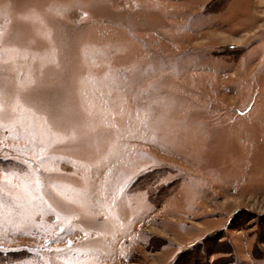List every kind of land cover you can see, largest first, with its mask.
I'll return each mask as SVG.
<instances>
[{"label": "rangeland", "instance_id": "obj_1", "mask_svg": "<svg viewBox=\"0 0 264 264\" xmlns=\"http://www.w3.org/2000/svg\"><path fill=\"white\" fill-rule=\"evenodd\" d=\"M0 264H264V0H0Z\"/></svg>", "mask_w": 264, "mask_h": 264}, {"label": "crops", "instance_id": "obj_2", "mask_svg": "<svg viewBox=\"0 0 264 264\" xmlns=\"http://www.w3.org/2000/svg\"><path fill=\"white\" fill-rule=\"evenodd\" d=\"M197 241H198V239H197L195 242H197ZM195 242H194V243H195Z\"/></svg>", "mask_w": 264, "mask_h": 264}]
</instances>
